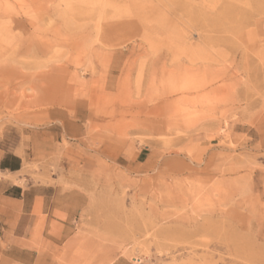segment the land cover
I'll return each mask as SVG.
<instances>
[{"label":"rangeland","instance_id":"374dc122","mask_svg":"<svg viewBox=\"0 0 264 264\" xmlns=\"http://www.w3.org/2000/svg\"><path fill=\"white\" fill-rule=\"evenodd\" d=\"M5 153L87 198L54 264H264V0H0Z\"/></svg>","mask_w":264,"mask_h":264},{"label":"crops","instance_id":"0c3cea01","mask_svg":"<svg viewBox=\"0 0 264 264\" xmlns=\"http://www.w3.org/2000/svg\"><path fill=\"white\" fill-rule=\"evenodd\" d=\"M22 170L20 156L0 155V264H54L87 198L57 185H33ZM23 178L25 187L18 184Z\"/></svg>","mask_w":264,"mask_h":264},{"label":"bare ground","instance_id":"6f19581e","mask_svg":"<svg viewBox=\"0 0 264 264\" xmlns=\"http://www.w3.org/2000/svg\"><path fill=\"white\" fill-rule=\"evenodd\" d=\"M95 242H97V241H95ZM95 244V243H94Z\"/></svg>","mask_w":264,"mask_h":264}]
</instances>
